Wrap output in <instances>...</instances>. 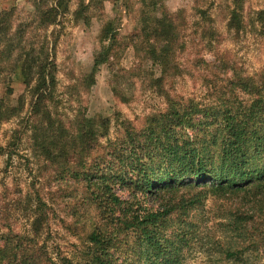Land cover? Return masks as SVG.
I'll use <instances>...</instances> for the list:
<instances>
[{"label":"trees","instance_id":"1","mask_svg":"<svg viewBox=\"0 0 264 264\" xmlns=\"http://www.w3.org/2000/svg\"><path fill=\"white\" fill-rule=\"evenodd\" d=\"M28 1L32 9L21 22L12 21L14 7L0 10V75L5 74L4 81L17 79L25 86L14 104L8 97L14 88L7 84L9 95L0 97V126L15 118L26 124L32 152L40 160L38 174L30 173L39 177L42 168H47L59 182L54 194L64 197L65 204L75 203L71 230L82 245L74 256L57 253L58 244L52 239L56 210L36 187V179L30 182L29 191L15 183L11 194L8 186L0 192V264H184L190 232L169 235L165 224L176 208L167 196L183 190L197 191L199 202L210 194L246 197L240 207L248 209H229L222 216V229L229 235L227 244L213 251L225 264H261L264 216L256 213L264 211V86L251 75L238 74L237 84L231 82L217 90L216 104L193 99L179 102L168 96L165 110L148 118L151 123L146 132L128 129L119 139L104 144L102 139L110 132L108 119L90 117L83 111L67 118L59 110L56 40L63 17L70 11L69 0ZM161 1L140 0L141 26L132 35L137 42L140 34L142 44L140 48L135 44V50L144 52L151 66H158V81L178 69L174 61L180 33L175 16L182 12H160ZM241 2L233 0L228 20V28L236 32L245 28ZM88 8L81 0L75 18L88 24ZM198 12L208 17L206 9ZM263 14L260 11L259 20L264 19ZM204 34L211 40L214 32L207 29ZM117 36L114 21L108 22L88 83L95 82L99 65L115 57ZM237 90L249 97L239 100ZM198 114L215 118L217 161L210 156L209 146H193L191 136L184 144L178 141L176 130L195 128L193 115ZM22 134L14 130L8 144L0 146V155L12 160ZM154 150L158 152L153 156ZM158 157L163 158L159 163ZM123 189L130 191L129 198H123ZM138 194L153 197L155 205H136Z\"/></svg>","mask_w":264,"mask_h":264},{"label":"rangeland","instance_id":"2","mask_svg":"<svg viewBox=\"0 0 264 264\" xmlns=\"http://www.w3.org/2000/svg\"><path fill=\"white\" fill-rule=\"evenodd\" d=\"M83 1L89 4V23L75 18V11L81 0H69L70 11L63 17V23L57 30L59 110L66 113L67 118H72L77 111H83L90 117L108 119L110 132L107 137H103L104 144L119 139L128 129L146 132L151 123L148 118L155 112L165 110L168 96L179 102L193 99L200 103L216 104L217 90L231 82L237 84L238 74L251 75L257 83L264 86V19H258L260 11L264 12V0H242L239 3L245 20V28L240 32L228 28L233 0H162L157 7L160 12H182L175 16V24L180 33L175 44L174 61L178 69L164 76L161 81L156 79L161 77L158 66H151L152 61L145 53L134 47L138 44L140 48L142 44L140 34L137 42L132 36L141 26L140 0ZM13 7L15 11L12 21L27 20L32 9L28 0H0V10ZM199 8L207 10V18L200 15ZM110 21H114L118 28V41L113 49L115 57L110 62L99 65L95 71V82L90 84L86 78L94 72L95 56L102 47L101 32ZM207 29L214 32L211 40L204 36ZM205 60L214 62L216 66L207 64ZM4 76L5 74L0 75V97L9 95L7 84L11 83L14 92L8 97L15 104L24 93L25 86L17 79L10 81L8 78L4 81ZM237 86L233 85L235 88ZM235 94L239 96V100L249 97L241 90H237ZM28 108L27 103L24 114ZM193 116L195 128L187 131L178 128V141L184 144V139L191 136V140L196 143L193 146H209L210 156L217 161L219 146L213 142L215 118L204 114ZM16 129L23 134L14 158L8 160L6 154L0 155V192L8 186L11 194L15 183L24 191H29L32 187L30 182L36 179V187L41 188L49 204L56 210L52 214V239L58 244L55 245V251L60 255L74 256L82 245L77 233L71 230L75 221V203L65 204L62 202L64 197L54 194L59 182L52 178L50 170L42 168L39 177H33L30 173L37 172L40 160L32 152L30 131L20 118L0 126V146L8 144ZM157 152L158 150H154L153 156ZM156 160L159 163L163 158L158 157ZM122 192L125 199L131 196L127 189ZM197 194V191L183 190L177 195L167 196L166 200H172L171 204L176 206L168 215L169 222H165L169 229L167 232L169 235L190 232L188 238L191 244L185 249L184 264H214L213 257H217L216 264H225L213 251L222 244H227L229 235L222 229L225 222L222 216L229 209H248L247 206L240 207L247 198L241 194H210L199 202ZM137 198L139 202L136 205H155L153 197L145 199L144 195L138 194ZM190 198H193L192 203ZM256 214L263 217L264 211ZM192 224L195 226L192 227ZM79 232L82 233L80 230ZM258 257L262 264L264 254Z\"/></svg>","mask_w":264,"mask_h":264}]
</instances>
